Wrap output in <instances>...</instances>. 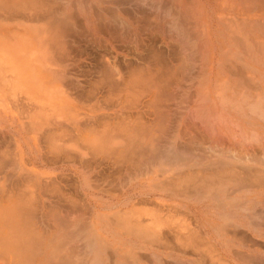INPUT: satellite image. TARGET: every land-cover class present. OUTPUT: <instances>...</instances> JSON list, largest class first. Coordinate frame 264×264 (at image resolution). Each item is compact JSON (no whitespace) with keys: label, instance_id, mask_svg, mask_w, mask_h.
I'll use <instances>...</instances> for the list:
<instances>
[{"label":"bare ground","instance_id":"1","mask_svg":"<svg viewBox=\"0 0 264 264\" xmlns=\"http://www.w3.org/2000/svg\"><path fill=\"white\" fill-rule=\"evenodd\" d=\"M76 1L77 4L78 0ZM195 2L197 3L196 0ZM51 3L54 2L51 0H0V28H6L8 24L12 25L13 22H23L25 25L20 23L21 27L25 28L26 26H31L33 30L32 33L37 36L40 35L41 40L39 39V43L42 45V48L44 47L46 50L49 48L51 52L56 53L55 50L60 48L59 39L63 37L62 33L59 32L60 27H53L55 22L52 20L47 22L49 27L41 25V22H39L38 19H35L36 23L34 24L36 25H30V16H22V14L25 15L27 13H32L34 17H38L37 15L42 13L44 8ZM73 3L74 6H76L75 0ZM111 3H113V1ZM189 3H191V1ZM80 5L83 6V4ZM186 6L184 5V8L188 7ZM223 6L225 7V5ZM198 7L194 9L195 12ZM247 7L249 8V6ZM225 8L229 9V7ZM225 8L224 10H226ZM252 8L246 10L249 11L252 10ZM192 11L193 10H191V12ZM198 15V21H200V19H207L209 22L208 28L205 27V31L206 36L210 38L209 47H207L210 51L213 49L217 50L218 44H220L219 41L224 37L225 32L227 33V37H225L226 50L219 54L217 67L215 66L216 71L209 72V82L212 84L215 82L213 77L218 76L220 79L217 77L218 80L212 87L210 83L208 85L209 87H207L206 83H208V80H206L204 85L208 91H205L204 95L201 97L199 96L200 98H197L198 100L195 103L191 104V102H189L187 104L188 106H186L187 108L189 107V109H195L194 114L198 111V113H196L198 115L193 114L194 117L196 116L198 121L199 118L204 121V123L201 124L203 127L206 126L204 127L203 140L199 144H196L197 141H194L195 146H197L192 147L190 145L192 148L187 147V145L183 146L184 144L180 145L181 142L175 143V140L181 141L184 135L186 136L187 133L183 130L182 133L177 132L175 135H172L174 139L172 138L173 140L170 141L173 142V144L167 141V143L169 142V146H167L166 140H164L165 142H163L166 146L163 145L164 148L162 146L160 147V145H158V140H163V135H168V133L163 134L167 129L165 126L166 122L168 123L165 118V121L160 125V129H163V131L161 130L160 132L158 128H154L151 131V124L149 126L143 125L142 119L138 118L131 119L129 123L116 122L114 125L105 124L103 122V124L101 123L102 125L100 124L101 127H99V129L87 131L89 136L88 139L80 142L76 139L75 135H72V137L75 136L72 138L67 137L68 134L65 136L64 133L66 132L62 134L56 131H51L46 135V137H48L47 143L50 148L48 150V153L51 155L50 162L52 161V158L55 160L63 157L64 160L67 162L69 160L70 162V164L66 163L63 165H70V168L72 169H76L74 168L75 166H81L80 169L83 170L82 167L88 169V166L86 167V165H89L90 162L86 159L87 156L90 155L95 162H99L98 159H100L104 160L102 161V164L106 161L115 167H123L124 165L123 169L128 173L119 172L117 174V179L120 180L122 175L128 176V179L130 177L134 178L133 184L137 182L135 188L136 191L143 195L141 201L142 206H136L137 204L134 203L135 206H133L131 211H123V213H117L115 215L113 214L112 217L110 216V218L107 219V215H96V209H92L93 204L89 205L90 214L85 211V208H83V211L86 213L80 211L82 206L79 205L77 206L79 211H77V208H75L76 204L81 200L76 199V197L72 198L73 195L70 197L71 195L69 196L61 192L60 189L58 191L61 193L57 192L56 196H58V198L57 200L55 199L57 203L53 199L56 203L53 202V205L50 204L52 202H49L50 199L46 193L49 194L51 190L56 193L55 188L57 187L54 186L55 182H52L55 178L53 179L51 176L43 177L32 174L29 167H24V169L19 168V171L22 169L24 172L23 175H21L22 178L24 179V175L28 177V179H26L28 184H23L24 186L20 184L22 188L16 187L18 184L14 187L8 185L10 188L5 185L1 186L0 184V195L3 194L5 196V206L3 210L0 203V259H2L3 256L5 264H164V261L167 262V259H170L171 262H169L171 264H184L185 257L189 259L190 262H188L190 264H193V262L195 264H200L198 258L201 257L208 258H205L207 259L206 264L208 261V264H210V261L211 263L212 261L214 263V260L217 261L215 263L219 262V264L220 262L222 264H238L237 260H240V262L243 260L246 261L249 259L250 255H253L252 262L255 261L254 259L257 258V255L255 254L258 253L259 249L257 250V247L259 245L256 243V247L255 245H251L254 244L251 242H253L252 240L254 236L264 238V230H261V228L259 229L258 226L261 223L257 220L256 221L259 223L253 220L255 218L259 220L261 216L264 218V213L262 214L261 212L260 214L262 215H259L257 214L258 212H256L257 208H262L264 211V158L261 160L258 158L259 156L256 155L257 150L258 152L261 151V147L258 145L260 148L257 150L255 149V154L251 152L253 147H250V151L247 150V152L254 154L252 159L249 156L251 161L247 157L246 161L241 160L244 156H241V158L240 154L243 155L244 152L242 153L240 151L242 149L241 145L237 146L236 143H234L236 144L235 148L240 149L237 150L240 151L238 152L239 157H233L236 154L233 153L232 156V151H234L232 145H230L232 130H229L228 128L231 124V126L237 125L238 123H234L233 125V120L238 121V119L241 121L244 120L252 126L264 122V37L260 38L259 34L256 35L258 32L261 34L262 31H264L262 30L264 28L261 29L262 25H257L258 23L256 21L255 24L251 21H248L249 23L244 21L239 25L236 22V19L233 21L229 20L231 21L229 22V18H226V20L231 25L226 24L225 20L222 19L216 20V25L214 26L213 20L217 19L215 18L216 15H218L217 12L212 14L211 11L204 12L201 10L198 11ZM71 18L74 20L73 17ZM240 22H242V20ZM26 23L28 25H26ZM201 24L204 26L205 22L203 21ZM201 24L199 22V26H201ZM200 34L202 35V32ZM231 35L233 43L230 40ZM256 36H258L261 41H258ZM2 41L5 40H1L0 45L4 44ZM201 42L203 41L201 40ZM240 42V45L244 48L243 50L247 51L244 59L242 58V52L239 50L240 45L238 44ZM257 48L263 49L261 50L263 53L260 50H256ZM39 49L40 48H38V50ZM42 50L40 49L41 52ZM208 51L207 53L209 54ZM255 51L258 55H260L261 52V56L263 57L255 55ZM47 55L49 56V53H47ZM203 58L205 57L203 56ZM50 59L51 58L47 59L48 62H50ZM145 77L147 78L148 75ZM0 79L1 84L2 82L6 83V81L2 80V77H0ZM139 79L141 78L139 77ZM150 82V79L149 83L145 82L146 89L148 84L150 85ZM255 82L257 84H255ZM136 84H138L136 80L129 82L132 89L136 87ZM155 84L156 83H154V86ZM154 86L153 88L151 86V88H157ZM238 88L242 90L245 88L246 91L243 92L244 94L238 95ZM139 89H141V94L145 92L141 87ZM255 91H257L258 94H256ZM151 92L153 93V91ZM139 99L140 97L138 96H132L130 101L133 102ZM150 99L153 104L156 103V96L150 97ZM192 101L194 102V99ZM34 104L37 106L29 109L27 114L28 117L34 121L35 127L36 123L40 121H48L53 115H55L49 112L51 109L45 108L37 102H34ZM14 106L16 105H12L13 111L17 110ZM135 106L136 105L133 103L129 104V107ZM97 109L99 108L97 107ZM94 110H96V108ZM51 111L54 113V109ZM59 112L63 111L59 109L56 113ZM242 113L250 119L244 118ZM80 115L82 114H79L78 116ZM82 117L84 119V116ZM73 120L74 127L79 128L76 119ZM259 126L261 127L262 124ZM35 127H31V129L39 134L40 127ZM236 128L240 129L243 127L239 126ZM1 131L2 130H0V133ZM191 131L193 130L191 129ZM237 131L239 134H243L244 132V130L243 132L241 131V133L239 130ZM169 133L171 134V132ZM251 133V137L253 136L252 139L250 137L251 140L256 139L257 136L258 137L256 141L254 140L251 143L250 141L246 142V140L244 143H247V146H251L252 144L257 145L259 142L258 138L260 135H255L253 130ZM242 134L240 136L243 140ZM245 134L248 136L247 133L244 132V138ZM200 135H202V132ZM68 138L71 140L69 141ZM247 138L248 137L245 139ZM194 139L192 138V140ZM196 139H198V137ZM259 140L262 141L261 143H264V140H261V137ZM227 141L230 143L228 144ZM233 141L235 142L234 139ZM239 142L242 141L240 140ZM193 143L191 144L194 145ZM176 144H178L180 148H177L178 145L176 146ZM146 147L148 149H155L157 155H148L150 150L143 154L141 150H144ZM6 150L7 149H5V151ZM263 151L264 148L262 152ZM4 158L6 160L8 159L6 156H4ZM4 160H2L3 164L6 161ZM16 161L18 160L15 159V162ZM16 163L14 165L15 167ZM0 164H2V162ZM13 164L9 165L8 163V167ZM91 165L92 164H90V166ZM94 165L95 164H93V166ZM32 167L34 166L32 165ZM126 168H128V170ZM11 169L13 168L11 167ZM92 170L93 169L90 168V171ZM14 172L12 173L13 178L16 176V172L15 175ZM1 177L3 179V176ZM13 178L11 180H13ZM130 180L131 178L128 181ZM142 180L144 181L141 182ZM0 182L2 183V181ZM7 182H9L8 179ZM11 182L13 181H10V183ZM51 183L54 184H52L53 188L45 187V185L50 186ZM80 183V189L83 192L84 197L87 198L84 199L89 203V199L91 200L92 195V184L87 180L85 182L81 181ZM31 184L38 188L39 193L42 195L41 198H36L34 195L35 192L28 186ZM233 184L235 186L238 184L240 186L245 185L243 189H246V187L247 189L245 191L241 190L240 192L234 193L232 190ZM94 187L97 189L98 185L97 187L94 185ZM99 187V190H101L100 192H102L101 194H104L105 192L111 196L116 194L113 193L116 192V190L112 189V192L101 189V185H99ZM54 193L52 192V194ZM58 194L60 197L63 194L67 198L62 199ZM47 199H49L48 202L50 206L46 205ZM213 201H216L217 203L214 204ZM147 203H149V205H147ZM190 204H192L198 212H201V208L205 211L207 210V215L213 218L212 222L209 223L200 216H198V219L200 220L198 221V214H195L197 211L193 210V212L191 208L184 207H189ZM202 205L203 207H201ZM128 208L129 207H127V209ZM244 212L254 215L252 221L256 224L254 223L253 225L258 224V228H255L256 226H254L253 229V222L251 220L249 221L250 218L248 219L247 216L243 215L245 214ZM255 214L259 216L256 217ZM88 216L89 218H87ZM245 228H247V231L252 234L251 237L242 234L243 231L241 230H246ZM211 239L218 240L219 245L223 247L225 250V260L220 257L219 253V256L218 254L217 256L214 254V251L217 250L216 245L212 244ZM234 242L235 246H238L237 248H247L252 254L250 253L249 255L246 251L235 252ZM219 245L217 246L218 248H220ZM187 249L190 251L192 250L193 254H188L186 252L188 256L185 255L186 253L184 251ZM239 251L241 250L239 249ZM161 257L164 258V261ZM205 259L202 258V260ZM257 259L255 261L256 264L261 261H258ZM169 262L167 264H170ZM204 262L205 261L201 264ZM262 262L264 264L263 260ZM252 264L255 263L253 262Z\"/></svg>","mask_w":264,"mask_h":264},{"label":"rangeland","instance_id":"2","mask_svg":"<svg viewBox=\"0 0 264 264\" xmlns=\"http://www.w3.org/2000/svg\"><path fill=\"white\" fill-rule=\"evenodd\" d=\"M51 1H53L54 3H51L50 5L45 7L42 13H39L37 15L38 17H34L32 13H27L25 15L22 14V16H30V25H36L34 24L36 23L35 19H38V21L41 22V25H44V26L46 25L47 27H49V24H47V22L49 20H52L53 22H55V25L53 27H60L59 32L62 33V36H63L62 38L59 39L60 48L58 50H55L56 56L51 58L49 62L53 66H56L58 68V71H57V74L54 71H52L50 74L54 76L57 82L61 81L63 83V81L65 82L67 78L76 77L77 79L79 78L83 86L88 87L89 86L88 84L93 83L92 84L93 88L100 89L99 96H98L99 97V102H98L99 109L96 108L97 111L94 109L90 110L91 112L95 114L101 115V118H99V127H101L100 123H103V122L105 124L114 125V123L116 122L129 123L131 119L138 118V119H142L143 125L149 126L151 124L152 126L151 131L154 128H158L160 132L161 130L163 131V129H160V125L165 121L164 118L167 119L166 121H168V123L166 122V125H165L167 129L164 131L163 134L168 133V135L166 134L167 137L163 135V140L162 139L158 140V145H160V147L161 146L163 147V145L166 146V144L167 146H169L168 145L169 142L173 144V142H171L174 139L172 135H175L177 132L182 133L183 130H185L187 133L186 136L184 135L185 138L183 137L181 141L175 140V143L181 142L180 145L184 144L183 146L187 145V147H191V146L196 147L197 145L195 146L194 141H197L196 144H199L203 140V132L205 130L204 127L206 126L203 127V125L201 124H203L204 121L201 118H199V121H198L197 117L196 116L194 117V115H198L196 114L198 113V111L197 112L195 111L196 113L194 114L195 109H189V107L187 108L186 106H188L187 104L189 102H191V104L195 103L202 95H204L205 91L206 92L208 91V89H206L204 85L206 80H208L207 81L208 83H206L207 87H209L208 86L209 83L211 84V87H212L218 80L217 79L218 76H217V77H213L215 79V82H213V84L209 82V76H210L209 72L216 71L215 66L217 67V62H218L217 59L219 57V54L222 51L226 50L225 37H227V33L225 32L224 37H222L221 40L219 41L220 44H218L217 50L211 49L212 51H210L209 48H207L209 47L208 45H209L210 38L206 36V31H205V27L208 28L209 22L207 21V19H203V20L200 19V21H198L199 20L198 11H201V10H203L204 12L211 11L212 14L214 12H217L218 15H216L215 17L217 19L213 20L214 26L216 25V20L224 19L225 23L229 24L228 23L229 20L233 21L234 19H236V22L239 25H241V23H243L244 21L245 22L251 21L254 24L256 21L258 23V24L256 23L257 25H262L261 29L264 28V0H244V2L243 0H240V3H239V0H234V1L233 0H223V1L222 0H196L197 3L195 2V0H193L194 2L192 0H111V1L110 0H85V1L78 0L77 4H76L77 1L75 0L76 6H74V3H73L74 0H51ZM112 1L113 3H111ZM190 1L191 3H189ZM236 1H237V4H236ZM79 3L83 4L84 7L80 5ZM78 4H79V7H78ZM222 4L225 5V7L227 8L229 7V9H226ZM184 5L188 6V7L186 6L188 10L187 8H184ZM196 5L197 7L199 6L196 11L197 14L194 10L197 8ZM247 6H249V8ZM224 8L226 10H224ZM232 8L233 9L235 8V9L233 10ZM251 8L252 10H249V11L246 10V9H251ZM241 9L243 12L241 11ZM191 10L193 11L191 12ZM232 12H236V13H232ZM71 17H73L74 20ZM226 18L227 19L229 18L228 21L226 20ZM241 20L242 22H240ZM203 21L205 22V25L203 24L204 26H202L201 24ZM199 22L204 30L201 28V26H199ZM195 25L197 28L195 27ZM28 29L33 31L31 26H26L24 29H22V31L26 33ZM201 32H202V35L200 34ZM263 32L264 31H262V33ZM262 33L260 34L258 32L256 33V35L259 34L260 38H263L264 33L263 34ZM256 37L258 41H261L259 40L258 36ZM201 40L203 42H201ZM230 40L233 43L232 35L230 37ZM2 42L5 43V41H2ZM204 43L205 44L207 43V44L205 45ZM240 44L241 42L238 45ZM201 46H202V51H201ZM205 47H206V50H205ZM241 47L242 45L239 46V50L242 52L243 57L242 56L241 57L244 59L247 51H244L243 50L244 48L243 47L241 48ZM211 48H212V43H211ZM256 50L261 51L263 49L257 48ZM207 51L209 52L210 56L207 53ZM70 52L72 53V57H70ZM261 52H260V55H258V53L256 54V51H255V55L263 57L261 56ZM204 54H207V55H204ZM203 56L205 58H203ZM146 75H148L147 78L145 77ZM207 76H208V79H207ZM139 77L141 79H139ZM148 78L150 79L151 82H150V85L148 84V87L146 89L145 82L149 83ZM218 78L220 79V77ZM134 80H136L139 85L136 84V87L132 89L129 85V82L134 81ZM140 82L142 83V85ZM154 83H156L155 86L157 84L158 85L156 86L157 88L152 89L154 86ZM255 84L257 83L255 82ZM140 87L144 89L145 91L144 93H142L143 95L140 93V90H141L139 89ZM151 91H153V93ZM244 91H246L245 88L243 90L238 88V95L244 94L243 93ZM255 93L258 94L257 91H255ZM132 96L133 97L138 96L140 97V99L131 102L130 99ZM141 96L144 98H142ZM148 96L150 97L156 96L157 98V100H155L156 105L150 101L151 99ZM193 99H194V102L192 101ZM16 102L12 103V105L15 104L16 106L14 107H16L17 111L18 110L20 111L21 103L20 101H16ZM131 103L135 104L136 106L129 107V104ZM31 104L34 105V107L37 106L34 104V102H31ZM31 108H33V106L29 107V109ZM55 109L59 110L58 107H55ZM27 113L28 111L25 113L26 115L21 114V118L29 123L28 128L31 129V127H35V125H34V121H32V119L28 117ZM242 116L246 119H250L248 116H245L244 113H242ZM95 117L96 116H94V118ZM51 119L48 121H40L38 123L35 122L36 127H40L39 132L42 129H51V128L60 129V127H63V124L61 122H56L57 124L52 123ZM102 119H103V122H101ZM73 122L74 120L72 121V123ZM177 123L178 124L180 123V124L178 125ZM234 123L235 124L238 123L239 125L238 124H237L238 126L234 125ZM260 124H262L261 127L259 126ZM231 125H229V128H228L229 130H232V137L230 136L231 137L230 145H232V149L235 151V152L232 151V156H233V153H235L236 155H234L233 157L235 156L239 157L238 152L240 151L242 153L244 152L246 156L244 154L243 155L240 154V157L244 156L245 159L243 158L241 160L246 161L247 160L246 157L250 159L249 158L250 156L252 159L254 154L257 152L256 155L259 156L258 158L262 160V158H264V155H263L264 151L262 152L264 148L263 147L264 143H261L262 141H260L259 138L261 137V140H264V137H263L264 136V122H260L259 124L252 126L248 124V122L244 120L241 121L240 119H238V121L233 120V125L235 127ZM239 126L243 128L237 129L236 127H239ZM191 129L193 131H191ZM237 130H239L240 133L241 131L243 132L244 130V132L247 133L248 135L246 136L245 134V138L246 137L248 138L245 139L244 132L243 134L241 133L243 135L242 136L244 140L243 141L240 136L241 134H239ZM252 130H253V133L255 132L254 133L255 135L256 134L260 135V137L258 138L259 142L257 145L252 144L251 146H247L246 145L247 143L246 144L244 143L246 140H247L246 142L250 141L251 143L254 140L256 141L258 137L257 136L256 139L253 138L254 140H251L253 137V136L251 137ZM169 132H171V134ZM201 132H202V135H200ZM197 137L198 139H196ZM192 138L194 140H192ZM47 139L48 137H45L46 141ZM233 139L235 140V142L233 141ZM238 139L239 141L241 140L242 142H239ZM164 140H166V144L164 143L165 142ZM167 141L169 142L167 143ZM191 143H193L194 145H192ZM234 143H236L237 146L241 145V148L243 150L242 149L240 150L239 148H235L236 144ZM177 145L178 144H176V146ZM258 145L261 147L260 152H258L257 150L260 148L258 147ZM178 147L179 145L177 146V148ZM250 147H253V148L255 147L254 149L253 148L251 149L252 150L251 152L254 154L247 152V150L250 151ZM47 148L48 150L50 149L49 146ZM147 149L148 148L146 147L144 150H141V152L145 154L150 150L148 152L149 153L148 155H153V154L157 155L155 153V149L154 150L153 149L147 150ZM237 150H240V151H237ZM48 157L49 158L51 157L49 153H48ZM19 160L21 161V159ZM86 160L89 161L90 163L89 165L88 164L86 165V167L88 166V169L85 167H82L83 170L80 169L81 166H78V167L75 166L74 168L76 169H72L70 168V165H63L66 163L70 164L69 160L67 162L66 160H64L63 157L55 159L54 162L53 161L50 162L49 160L46 163L44 162L45 164L43 165L46 167H43L41 169V174L39 176H43V177L51 176L53 179L54 178L59 179L65 176L66 172L73 171L74 173H77V175H80L79 176L80 182L81 181L85 182L86 180L90 182L92 184V188H91L92 195L90 194L91 200L89 199V203L87 200H83L84 202L83 203L81 200L78 204H76L75 208H77V211H79L77 207L79 205V206H82L81 207L82 209L80 211H83V208H85V211H87V213L90 214L89 205L93 204L92 209L93 210L96 209V215H99V214L107 215V219H109L110 216L111 217L113 216V214L115 215L117 213H123V211L124 212L131 211L133 206H135V204H137L136 206H142L141 201L143 199V195L139 194L138 191H136L135 188H136L137 182L133 184L134 178L130 177L131 180L128 181L130 178L128 179V176L122 175L120 180L117 179V174L119 172L128 173L123 169L124 165L123 167L121 166L115 167L114 165L107 163L106 161L104 164H102V161L104 160H100V159H98L99 162H95L93 157L90 155L87 156ZM90 164H92L91 165L92 167L90 166ZM93 164L95 165L93 166ZM58 165L60 166L59 169H58ZM96 165H97V168H96ZM28 167L30 169V168H34L35 166L32 167V165H28ZM90 168L93 170L90 171ZM128 168L126 169L128 170ZM62 173H64V175L57 177L59 174H62ZM93 175L98 176L96 178L94 177L95 183L91 179ZM143 181L144 180H142L141 182ZM53 185L52 184L50 186L45 185V187L53 188L52 187ZM94 185H96V187L98 185L97 189L94 187ZM99 185H101V189H105L109 191H112V189L116 190L115 192L116 194H114L113 196L108 195L106 192L104 194H101L102 192H100L101 190H99L100 189ZM238 185L235 186L233 184L232 190L234 193L240 192L241 190L245 191L247 189V187L246 189H243L245 185L244 186H240V185L238 186ZM28 186L31 187L32 190L36 193L35 196H38V198L42 197V195L39 193V190L36 186H34L33 184L28 185ZM54 186L58 188V189L55 188L56 195H57V192L64 193L65 191L66 193L69 194V196L70 195L71 196L72 195L81 196V193H80L81 189L79 190V186L77 184L64 185V187L63 185L55 184ZM62 187L64 191L62 190ZM59 189L61 190V192L58 191ZM52 192L54 193L53 190H51L49 194L46 193V195H48L49 199L51 200V201L49 199L46 200L47 206H50V204L54 205V203L57 200V198L56 200L54 199L55 200L54 202L53 199L50 198V194H52ZM82 196H84L83 192H82ZM100 196H104L105 198L109 197L111 199H104V200L92 199V198H99ZM61 197L62 199L67 198L63 194ZM48 200L49 202H52V203L49 204ZM216 203L217 202L215 201L214 204ZM147 205H149V203H147ZM127 207L129 208L127 209ZM184 207L191 208L192 211L196 210L198 212V210L192 204H190L189 207H186V206ZM201 207H203V205ZM260 209L262 210V208H257L258 211L256 210V212H258L257 214L262 215L264 211L263 210L261 211ZM85 211H83V213H86ZM206 211L201 208V212L199 211L201 214L199 212L198 213L195 212V214H198L197 219H198V216H200L201 218L211 223L213 218L209 217ZM261 212L262 214H260ZM243 215L247 216L248 219L250 218L249 221L250 220L252 221V218H254L253 214H248L247 212ZM255 216L258 217L256 214ZM87 218H89V216ZM262 218L263 217L261 216L259 220L256 218L253 220H255V222L259 221L261 224H264V218L263 219ZM198 221L200 220L198 219ZM252 222L251 223H252L253 229H254V226H256L255 228H258L257 227L258 224L253 225L255 222L254 221ZM261 224L258 225L259 229L261 228V230H264V225H261ZM245 229L246 230H241L243 231L242 234H245L248 237H251L252 234L249 231H247V228ZM239 231L238 233L240 234ZM255 240L260 241V242H256ZM252 241L253 242L251 243H254V244H251V245L256 246V243H258L259 245L258 247L256 246L257 250L258 249L259 250H258V253H256L255 255H257L258 259L257 258L256 259L258 261L261 260L259 263L263 264L262 260L264 261V246H263L264 238L254 236ZM211 242L213 245H216L217 251H214V254L217 256V254L219 253L220 257L224 259L225 250L223 249L222 246L219 245L218 240L216 241V239H211ZM218 245L220 246V248L217 247ZM234 246H235V242H234ZM237 247L238 246H235L236 249L234 248V251L236 250L235 252L246 251L250 255L251 252H249L247 248H243V247L237 248ZM239 249L241 251H239ZM184 252L185 253L187 252L188 254L189 253L193 254V251L192 250L190 251L189 249L185 250ZM187 253L185 255L188 256ZM202 258L205 259L207 257L198 258L200 260V264L203 261H205L203 264H206V261L208 258L205 260H202ZM161 259L164 261L163 257H161ZM256 259L254 260L256 261ZM250 260L252 262L253 255H250L249 259H247L246 261L245 260L241 262L240 260H237V261H238V264H246V263L252 264L253 262L256 264L255 261L251 263ZM169 261L170 259H167V262L164 261V264H167ZM188 261L189 259L185 257L184 264H190L189 263L190 261L189 262ZM214 261L217 262L216 260ZM214 263L213 261L212 263L210 261V264H214ZM193 264L195 263L193 262ZM215 264H219V262ZM220 264L222 263L220 262Z\"/></svg>","mask_w":264,"mask_h":264},{"label":"crops","instance_id":"3","mask_svg":"<svg viewBox=\"0 0 264 264\" xmlns=\"http://www.w3.org/2000/svg\"><path fill=\"white\" fill-rule=\"evenodd\" d=\"M17 23L18 22H13L12 25L8 24L6 28H0V39L6 41L3 45H0V77L3 78V81H6V83L2 82L1 84L0 79V130H2V134L0 133V163L2 162V164H0V174H2L0 175V181H2V183L0 182V184L1 186L5 185L7 187L8 185L14 187L18 184L16 187L22 188L20 184L22 186L28 184L26 181L28 177L24 175V180L21 176L24 172L22 169L19 171V168L24 169V167L28 168V165H33L35 167L30 168L32 174L40 175L41 169L46 167L43 163L51 160V158L48 157V144L45 140L46 135L50 131H56L62 134L66 132L64 135L67 136L68 134L67 137L75 135L79 142L87 140L89 137L87 131L99 129V118H101V115L90 111L91 109L99 107L98 96L100 89L93 88V83L88 84V87L83 86L79 78L77 79L76 77L67 78L63 83L61 81L57 82L50 73L54 71L57 74L58 68L50 64L47 60L53 58L56 54L51 52L49 48L48 50L44 47L42 48V45L39 43L41 40L40 35H35L30 29L24 33L22 31L24 28L21 27V24L25 25V23ZM26 25L28 24L26 23ZM38 48L41 50L43 49L42 52L40 49L38 50ZM47 53H49V56ZM70 57H72L71 52ZM13 101L14 103L20 101V111L12 110ZM31 102H37L39 105L51 110L54 109V113L49 110L51 114H55L52 116V123L61 122L63 127H60L59 130L55 128L42 129L39 134L28 128L29 123L21 118V114H25L29 107H34ZM55 107H58L63 112L56 113L57 109H55ZM79 114H82L80 115L81 117L78 116ZM82 116H84V119ZM94 116L96 117L94 118ZM73 119H76L79 128L74 127L72 123ZM101 122H103V119ZM68 139L69 141L71 140L70 138ZM5 149H7L6 151L8 153ZM4 156L8 159L6 160ZM15 159L18 160L16 161L17 163ZM19 159H21L20 162ZM2 160L5 161L4 164ZM52 161L54 162L53 158ZM8 163L9 165L14 164L9 166V168ZM15 163L16 167L14 166ZM11 167L13 169H11ZM59 167L58 165V169ZM12 171L16 172L17 177H12ZM62 175H64V173L59 174L57 177ZM1 176H3V179ZM79 176L80 175H77V173L73 171H68L65 173V176L59 179L56 178L52 182H55L54 184L59 183L58 185H63V187L64 185L77 184L80 190L81 183L79 181ZM94 177L96 178L98 176L93 175L91 177L92 181L95 183ZM12 178L13 180H11ZM7 179L9 182H7ZM10 181L13 182L10 183ZM63 187L62 190L64 191ZM64 193L66 192L64 191ZM80 193L81 196L74 195L70 197H79L78 199L85 200L86 198L82 196L81 191ZM66 194L69 195L68 193ZM34 195H36V193H34ZM36 198H38V196H36ZM50 198L56 199L58 196L54 193V196L50 194ZM92 199L104 200L111 198L100 196L99 198ZM0 203L3 210L5 206V196L3 194L0 195ZM0 264H5L3 256L2 259H0Z\"/></svg>","mask_w":264,"mask_h":264}]
</instances>
